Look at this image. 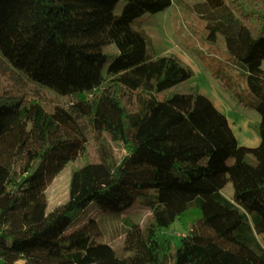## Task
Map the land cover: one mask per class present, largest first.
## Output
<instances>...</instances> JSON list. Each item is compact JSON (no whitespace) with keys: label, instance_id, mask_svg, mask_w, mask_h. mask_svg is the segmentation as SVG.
<instances>
[{"label":"trees","instance_id":"1","mask_svg":"<svg viewBox=\"0 0 264 264\" xmlns=\"http://www.w3.org/2000/svg\"><path fill=\"white\" fill-rule=\"evenodd\" d=\"M119 1L0 0V59L24 83L0 87L1 264H121L89 206L116 213L125 250L154 244L149 264H264V0L196 6L205 39L223 36L258 99L255 147L188 85L190 68L147 54L132 24L172 0H124L115 15ZM110 44L118 54L105 67ZM38 88L66 104L47 108ZM67 164L68 197L50 209L46 188ZM138 198L142 225L129 216ZM79 210L83 246L63 239Z\"/></svg>","mask_w":264,"mask_h":264},{"label":"rangeland","instance_id":"2","mask_svg":"<svg viewBox=\"0 0 264 264\" xmlns=\"http://www.w3.org/2000/svg\"><path fill=\"white\" fill-rule=\"evenodd\" d=\"M125 3L124 0L117 3L114 9L115 15L121 13ZM200 3H203V0H172L171 6L167 9L143 13L132 26L147 37L149 56L174 55L183 65L190 68L193 76L187 82L188 85L207 96L225 115L239 145L255 147L260 142L258 127L260 116L254 107L258 99L247 87L242 63L226 51L223 36L218 35L215 43L205 39L206 22L196 9ZM103 51L109 56L106 67L118 54V50L114 44H110L105 46ZM262 68L264 69V60ZM14 80L17 87L24 84L18 74L0 59V87L11 85ZM36 93L47 108L55 104H66L65 100L48 90L38 88ZM111 145L115 155L120 157L123 154L122 147L115 143ZM88 150L91 155L94 154L95 145L91 143ZM246 160L249 163H255V158L251 154L247 155ZM71 167L72 164L65 165L46 188L45 193L50 209L67 199ZM222 192L230 198L231 184H227ZM138 200L139 198L129 211V216L142 225L150 213L147 209L139 208ZM86 213L99 222L106 219L101 224L103 238L120 257L121 264H149L158 259L154 244L148 247L143 246L137 251L124 249L125 227L120 220H117L119 217L116 213H106L94 206H89ZM85 216L82 210L75 213V218L63 239H70L78 246H83L80 226L86 221ZM171 229L179 234L183 232L178 222H174Z\"/></svg>","mask_w":264,"mask_h":264},{"label":"crops","instance_id":"3","mask_svg":"<svg viewBox=\"0 0 264 264\" xmlns=\"http://www.w3.org/2000/svg\"><path fill=\"white\" fill-rule=\"evenodd\" d=\"M18 264H22V260Z\"/></svg>","mask_w":264,"mask_h":264}]
</instances>
